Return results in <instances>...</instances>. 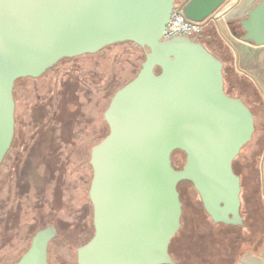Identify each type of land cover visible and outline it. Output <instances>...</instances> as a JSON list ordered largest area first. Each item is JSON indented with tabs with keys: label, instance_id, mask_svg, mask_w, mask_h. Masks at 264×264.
Instances as JSON below:
<instances>
[{
	"label": "water",
	"instance_id": "obj_1",
	"mask_svg": "<svg viewBox=\"0 0 264 264\" xmlns=\"http://www.w3.org/2000/svg\"><path fill=\"white\" fill-rule=\"evenodd\" d=\"M176 1L0 0V166L15 136L17 79L119 42L148 48L104 112L108 135L91 149L94 234L78 248L77 264H175L169 247L181 227L184 180L215 222L243 223L233 161L253 137L254 114L226 94L223 61L203 43L162 39L175 7L205 22L228 0ZM215 27L264 90L255 69L264 59V0H240ZM176 150L186 154L181 169L172 164ZM53 236L52 228L40 231L19 260L5 264H50Z\"/></svg>",
	"mask_w": 264,
	"mask_h": 264
},
{
	"label": "rangeland",
	"instance_id": "obj_2",
	"mask_svg": "<svg viewBox=\"0 0 264 264\" xmlns=\"http://www.w3.org/2000/svg\"><path fill=\"white\" fill-rule=\"evenodd\" d=\"M213 26L195 40L223 60L226 94L256 115V131L233 161L234 172L247 177L263 142L264 95L238 70L232 47ZM145 57L136 44L119 42L95 55L64 60L43 78L18 82L16 144L0 167V264L19 260L47 228L54 229L49 263L77 264L78 248L94 234L84 194L85 162L109 133L104 112L110 98L138 74ZM185 163V152L174 151L173 166L181 169ZM254 177L249 197L241 194L243 223L231 227L211 218L193 184L180 183L183 213L170 255L175 264H229L227 256L241 253L245 242L255 248L263 242L264 183Z\"/></svg>",
	"mask_w": 264,
	"mask_h": 264
},
{
	"label": "crops",
	"instance_id": "obj_3",
	"mask_svg": "<svg viewBox=\"0 0 264 264\" xmlns=\"http://www.w3.org/2000/svg\"><path fill=\"white\" fill-rule=\"evenodd\" d=\"M181 1L182 0H180V2ZM239 1L240 0H228L227 4L224 6L223 9L227 10V8H230L231 6L237 4ZM213 27H214L213 30L215 29L214 31H217L218 33L217 27L215 26ZM231 50H233V56H234L233 61L236 62L237 67H238V54L237 52L234 51L233 48ZM217 53L221 55L219 52ZM255 69L258 71V76L260 77L261 81L264 82V59L258 61ZM238 70L243 72L252 82H254V84H256V86L261 90L262 94L264 95V90L260 86L261 84L258 81V78L256 76L250 75L242 71L239 67H238ZM254 117H255V125H256V115H254ZM262 139H263L262 144H259V148L255 150L253 154L254 157L255 155H257V158H258L257 172L254 173L253 175H247V177L246 176L244 177V175H241V187H242L241 194L244 193L247 196V198L249 197V194H250V186L252 184V181L255 180V177H254L255 174H258L259 181L261 180L264 183V173L262 174V171L264 172V137H262ZM243 246H244V249L241 253H238V254L235 253V254L227 256V260L229 261V264H264V240L256 248L252 247V244H250L249 241L245 242Z\"/></svg>",
	"mask_w": 264,
	"mask_h": 264
},
{
	"label": "built area",
	"instance_id": "obj_4",
	"mask_svg": "<svg viewBox=\"0 0 264 264\" xmlns=\"http://www.w3.org/2000/svg\"><path fill=\"white\" fill-rule=\"evenodd\" d=\"M226 9L216 12L212 18L205 22H197L188 19L181 8L175 7L171 13L170 20L163 31L162 39L169 40L178 36H184L195 39L200 35L207 25L217 24V21L224 17Z\"/></svg>",
	"mask_w": 264,
	"mask_h": 264
},
{
	"label": "trees",
	"instance_id": "obj_5",
	"mask_svg": "<svg viewBox=\"0 0 264 264\" xmlns=\"http://www.w3.org/2000/svg\"><path fill=\"white\" fill-rule=\"evenodd\" d=\"M138 47H139V49H142V47H140L139 45H137ZM107 47H105L104 49H106ZM103 49V50H104ZM103 50H101V51H103ZM101 51H99V52H101ZM98 52V53H99ZM96 54V53H95ZM95 54H84V55H81V56H86V55H95ZM80 56H77V57H72V58H63L62 60H60L57 64H55L53 67H51V68H49L45 73H44V75L43 76H45L47 73H49L54 67H56V66H58L62 61H64V60H72V59H77V58H79ZM43 76L42 77H39V78H43ZM39 78H33V77H25V78H19V79H17L16 80V82H15V85H14V90H13V93H14V98H15V100H16V86H17V84H18V82H23V81H30V80H37V79H39ZM124 86V85H123ZM120 89V88H119ZM113 97V96H112ZM112 97L110 98V100H109V102L111 101V99H112ZM109 102H108V105H109ZM108 107V106H107ZM253 112V111H252ZM106 122V121H105ZM106 124H107V122H106ZM107 126H108V124H107ZM108 130H109V126H108ZM16 135L17 134H15V136H14V139H13V142H12V144H11V147H10V149H9V151H8V153H7V155L8 154H10L11 152H13V150H14V148H15V144H16ZM89 155V154H88ZM7 157V156H6ZM90 159V158H89ZM89 159H87L86 160V164L88 165V168H87V165H86V169L88 170V171H86V191H84V194L86 195V200H87V203L89 204V208H90V211H91V222H92V225H93V206H92V203H91V200H90V197H89V195H88V188H89V185H90V181H91V178H92V167H91V164H90V160ZM3 164V163H2ZM2 164H1V166H2ZM0 166V167H1ZM247 166V165H246ZM257 170H258V164L255 166V167H252V168H249L248 169V173H249V175H253V173H256L257 172ZM251 171V172H250ZM251 173V174H250ZM248 175V174H247ZM184 181H187V180H184ZM181 182H183V181H181ZM180 182V183H181ZM188 182H190L191 184H193L191 181H188ZM180 183H179V185H180ZM179 185H178V190H179ZM94 226V225H93ZM228 226H234V225H228ZM179 232V231H178ZM177 232V233H178ZM177 235V234H176ZM176 235L173 237V239H172V241H171V243H170V247H169V254L171 255V250H172V242H173V240L175 239V237H176Z\"/></svg>",
	"mask_w": 264,
	"mask_h": 264
},
{
	"label": "flooded vegetation",
	"instance_id": "obj_6",
	"mask_svg": "<svg viewBox=\"0 0 264 264\" xmlns=\"http://www.w3.org/2000/svg\"><path fill=\"white\" fill-rule=\"evenodd\" d=\"M233 27H234V25H233ZM245 34V33H244ZM240 35V37H242V35L243 34H239ZM142 50L143 51H145V53H146V50L148 51V48H142ZM99 143V142H98ZM240 178H241V175L239 176ZM202 200V199H201ZM240 215H241V211H240ZM244 220V219H243Z\"/></svg>",
	"mask_w": 264,
	"mask_h": 264
}]
</instances>
